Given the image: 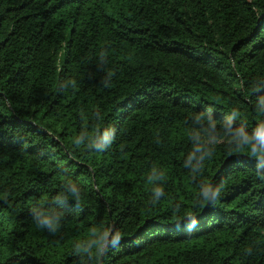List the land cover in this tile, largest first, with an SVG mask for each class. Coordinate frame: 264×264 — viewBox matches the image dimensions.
Returning a JSON list of instances; mask_svg holds the SVG:
<instances>
[{"label": "trees", "instance_id": "obj_1", "mask_svg": "<svg viewBox=\"0 0 264 264\" xmlns=\"http://www.w3.org/2000/svg\"><path fill=\"white\" fill-rule=\"evenodd\" d=\"M262 134L264 0H0V264H264Z\"/></svg>", "mask_w": 264, "mask_h": 264}, {"label": "clouds", "instance_id": "obj_2", "mask_svg": "<svg viewBox=\"0 0 264 264\" xmlns=\"http://www.w3.org/2000/svg\"><path fill=\"white\" fill-rule=\"evenodd\" d=\"M260 132V129H257ZM114 135V129L106 128L103 132H99L97 129L96 135L91 141L88 142V146H95L99 150H104L111 143V139ZM88 136V133L82 132L81 138L84 139ZM162 173L157 175L156 170L153 169L151 175H149L148 180L150 182L156 181L162 178ZM163 188L160 186H155L152 188L153 200L155 201L160 196L163 195ZM67 194H70L72 198L78 199L80 194V187L75 182H69L65 186V193L59 194L54 198V205L47 209L34 207L32 211V220L38 228L47 229L49 231H54L60 223L61 220V208L67 201ZM200 195L207 200L213 199L214 196H218L217 190L213 189L211 186H202ZM100 243L96 251L103 253L107 248H116L120 245L121 236L117 232L105 231L100 236Z\"/></svg>", "mask_w": 264, "mask_h": 264}, {"label": "snow or ice", "instance_id": "obj_3", "mask_svg": "<svg viewBox=\"0 0 264 264\" xmlns=\"http://www.w3.org/2000/svg\"><path fill=\"white\" fill-rule=\"evenodd\" d=\"M262 135H264V134H262Z\"/></svg>", "mask_w": 264, "mask_h": 264}]
</instances>
